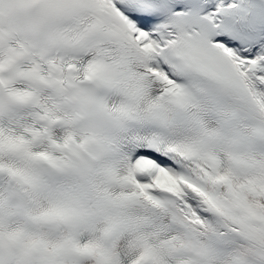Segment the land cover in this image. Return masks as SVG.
I'll use <instances>...</instances> for the list:
<instances>
[{
	"label": "snow or ice",
	"instance_id": "6c2138e0",
	"mask_svg": "<svg viewBox=\"0 0 264 264\" xmlns=\"http://www.w3.org/2000/svg\"><path fill=\"white\" fill-rule=\"evenodd\" d=\"M0 264H264V0H0Z\"/></svg>",
	"mask_w": 264,
	"mask_h": 264
}]
</instances>
